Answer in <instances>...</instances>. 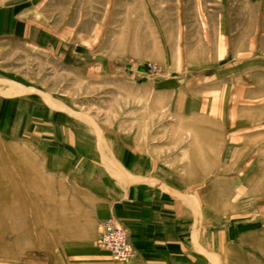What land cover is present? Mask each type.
Returning a JSON list of instances; mask_svg holds the SVG:
<instances>
[{"label":"rangeland","instance_id":"rangeland-1","mask_svg":"<svg viewBox=\"0 0 264 264\" xmlns=\"http://www.w3.org/2000/svg\"><path fill=\"white\" fill-rule=\"evenodd\" d=\"M1 6L33 39L0 32V236L14 251L0 264H129L92 239L106 218L67 173L84 154L61 162L66 129L133 150L116 153L132 169L113 181L161 189L182 211L181 259L264 264V0Z\"/></svg>","mask_w":264,"mask_h":264},{"label":"crops","instance_id":"crops-1","mask_svg":"<svg viewBox=\"0 0 264 264\" xmlns=\"http://www.w3.org/2000/svg\"><path fill=\"white\" fill-rule=\"evenodd\" d=\"M7 7H0L2 21L5 22V24L2 23L0 32H8L9 35L23 34L25 39L32 40L31 31H27L30 23L27 24L25 16H20L22 12L15 13L18 17L16 25L11 22L15 7ZM7 22L10 23L7 25ZM22 31L23 33H20ZM50 115L54 118L56 115L59 117L58 114ZM64 131H67V137L72 140V148L66 147L67 156L64 158L65 162L63 160L61 162H69L70 152L84 154L82 156L84 162L74 170H68L67 173L71 175L77 173L80 180H73V182L78 181L88 186L87 205L95 217L101 221L107 216H113L127 231L129 242L134 250V256L128 263L197 264L180 258V250L183 255L186 251V218L161 189L129 181L120 182L123 184L121 187L113 181L112 175L115 170L121 174L125 173L124 170L132 169V163L131 165L127 163L126 168L123 167L116 153L133 150L121 147L119 143L94 144L90 137L88 143L81 142V139L75 135V131L70 129ZM72 158H74L73 154ZM127 174L128 172L125 173V177L129 179ZM97 234L96 230L92 239H95Z\"/></svg>","mask_w":264,"mask_h":264},{"label":"built area","instance_id":"built-area-1","mask_svg":"<svg viewBox=\"0 0 264 264\" xmlns=\"http://www.w3.org/2000/svg\"><path fill=\"white\" fill-rule=\"evenodd\" d=\"M96 243L109 250L119 260H127L134 256L127 231L115 219L106 218L101 221Z\"/></svg>","mask_w":264,"mask_h":264},{"label":"bare ground","instance_id":"bare-ground-1","mask_svg":"<svg viewBox=\"0 0 264 264\" xmlns=\"http://www.w3.org/2000/svg\"><path fill=\"white\" fill-rule=\"evenodd\" d=\"M5 212H6V210L4 208H1L0 216L3 217V214ZM3 230L6 231V229L4 227H3ZM0 231H1V229H0ZM5 243H6V240H5L4 235L2 233V235L0 236V255H8V254L13 255L14 254V251L13 252L12 251L11 252L10 251H7V249L5 248V246H7V245H5ZM19 247H20L19 244H15V249L16 248H19Z\"/></svg>","mask_w":264,"mask_h":264}]
</instances>
